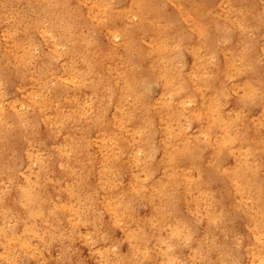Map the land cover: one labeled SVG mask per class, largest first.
Masks as SVG:
<instances>
[{"label": "bare ground", "instance_id": "6f19581e", "mask_svg": "<svg viewBox=\"0 0 264 264\" xmlns=\"http://www.w3.org/2000/svg\"><path fill=\"white\" fill-rule=\"evenodd\" d=\"M55 1L30 28L61 58L72 89L0 106V119L33 110L51 132L44 155L25 137V171L0 199V264H229L217 225L224 207L204 178L223 151L226 206L246 225L245 264H264V31L256 33L264 0ZM78 2L83 10L69 13ZM24 3L31 11L48 0ZM20 41L11 59L20 58ZM70 56L78 69L67 68ZM247 102L258 106L255 117ZM191 150L198 160L184 159ZM191 213L210 235L182 234Z\"/></svg>", "mask_w": 264, "mask_h": 264}, {"label": "rangeland", "instance_id": "374dc122", "mask_svg": "<svg viewBox=\"0 0 264 264\" xmlns=\"http://www.w3.org/2000/svg\"><path fill=\"white\" fill-rule=\"evenodd\" d=\"M205 1L213 4L218 0ZM16 2L19 3L17 8H15ZM56 2L55 0H48V4L45 6L36 3L30 11V6L25 4L24 0L23 3L22 0H0L2 6V10H0V106L2 108L12 106L17 109V102L27 94L30 99H44L45 96H50L55 91H63L62 94L71 93V84L64 75L65 71L58 63L61 58L57 57L53 50L44 44L37 30L30 28L31 24L37 22V17L44 15L45 12L42 11V8H53ZM67 2L68 0L65 1L66 4ZM125 2L126 0H110V3L115 7H120ZM74 4L75 6L73 3L67 5L69 7L68 12L73 15L76 14L77 5L82 8L81 10L84 6L81 2ZM89 12L91 14L92 10H89ZM69 19L73 21L71 17ZM51 24L60 26L62 19L55 18ZM263 31L264 25H258L256 33H262ZM86 32L97 43L102 44L104 42V37L95 30L88 28ZM66 36L68 37L67 34ZM54 37L58 41V35H54ZM18 39L21 40V46L18 47L20 58L16 60L12 57V60L9 55L14 51L15 41ZM60 50L64 51L65 46H61ZM120 52H122V49H120ZM130 56L133 59L138 58L136 49L130 50ZM181 60L185 63L188 62L189 57L186 51L182 52ZM14 61H19L21 64L14 68ZM66 65L67 68L69 65L76 69L79 68V62H76L73 56L67 58ZM103 77L105 78L104 74ZM39 86L42 88H38ZM152 91L156 94L157 88L153 87ZM102 97L98 96L97 99L101 98V105L106 107L107 101ZM243 110L251 117L258 114V106L253 102L245 103ZM28 113H30V116L26 115L22 120L15 118L13 113L4 118L6 120L0 119V199L21 179V175L25 171L22 153V144L24 145L26 141L25 137L32 138L29 144L33 152L44 155L49 150L51 143L50 130L41 127L39 117L36 116L33 110ZM98 113L97 111H86V114L90 116H97ZM81 122L79 121V124ZM84 129L90 134L93 133L91 125H87ZM228 156V153L223 151L219 156L218 164H211L206 170L204 178L210 192L219 204L218 208L224 207V213L218 217L217 225L223 231L222 249L228 263L245 264L246 254L243 252L242 239L246 233V225L237 211L226 206L229 195L219 171V168L227 163ZM262 157L264 158V156ZM184 159L188 161L198 160L199 153L197 150H191L185 154ZM31 166L36 168L37 164L33 163ZM136 209L140 211L141 207L137 206ZM171 210L180 212L182 205L174 199L171 201ZM193 216L194 214L191 213L185 217L187 225L182 234L186 233L187 236L191 237L204 232L210 235L211 229L208 227L202 229L203 225ZM104 235L109 236L110 231L106 229ZM186 252V246L181 245L178 249L179 257H184ZM142 264H150V261L145 260Z\"/></svg>", "mask_w": 264, "mask_h": 264}]
</instances>
